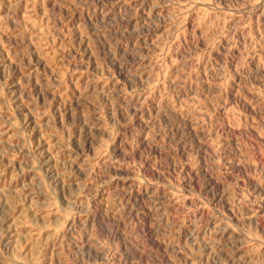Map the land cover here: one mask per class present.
<instances>
[{
    "label": "rangeland",
    "instance_id": "1",
    "mask_svg": "<svg viewBox=\"0 0 264 264\" xmlns=\"http://www.w3.org/2000/svg\"><path fill=\"white\" fill-rule=\"evenodd\" d=\"M0 264H264V0H0Z\"/></svg>",
    "mask_w": 264,
    "mask_h": 264
}]
</instances>
